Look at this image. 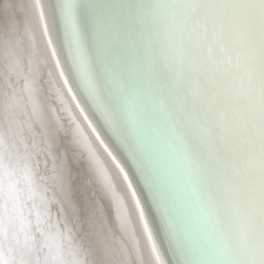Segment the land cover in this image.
Instances as JSON below:
<instances>
[{"label":"bare ground","instance_id":"obj_1","mask_svg":"<svg viewBox=\"0 0 264 264\" xmlns=\"http://www.w3.org/2000/svg\"><path fill=\"white\" fill-rule=\"evenodd\" d=\"M62 2L0 0V136L81 230L77 259L169 264L136 174L177 264H264V0H76L91 96Z\"/></svg>","mask_w":264,"mask_h":264},{"label":"rangeland","instance_id":"obj_2","mask_svg":"<svg viewBox=\"0 0 264 264\" xmlns=\"http://www.w3.org/2000/svg\"><path fill=\"white\" fill-rule=\"evenodd\" d=\"M9 107L10 106H8V109ZM1 133L2 132H0V135H2ZM2 137L5 138L4 134ZM18 138L19 137L16 136V143L12 144V151L6 160V164L2 166L0 164L1 264H42L43 262V264L46 262L49 264H83L84 261L80 262L77 259V256L82 257L78 250L80 247H76V243L72 241L71 237L74 240V238L79 235V240L82 241L83 239L85 244L87 243V240L84 239V235L80 233L81 230L79 229L78 231L76 229V226L73 229L70 228L69 225H71L72 221L71 223L68 220L65 221L62 216L61 218L58 216L59 219L57 218L56 214L58 211L56 212V207H53L54 204L52 198L48 195L47 189L44 186L43 188L45 192L43 191V188L41 187L42 183L37 179L38 175L35 174L36 172L33 171V168H30L27 158L22 151V147L19 145L21 142ZM0 153H3L1 149ZM40 174L41 173L39 172V175ZM36 180L38 183H36ZM5 208L8 210L7 218L4 214ZM63 222L65 225L68 224L64 226ZM69 230H71V232ZM73 230L74 232L78 231L76 233L78 235H72V233H74ZM46 233H54L56 235L54 244H50L46 240ZM16 234H18L17 237L21 236L24 238L25 234L29 237V240L25 244L23 242V245L20 248L18 245L15 247L8 246L9 241H12V239L14 240ZM73 243L74 246L72 245ZM81 244L85 248L83 243ZM24 251L27 253L30 252L29 254L39 253L41 261L39 259L38 261L31 263L29 260H25L23 257ZM40 252H45V254L42 253L41 255ZM3 254L6 259L3 257ZM85 262L86 264H93L88 258Z\"/></svg>","mask_w":264,"mask_h":264},{"label":"water","instance_id":"obj_3","mask_svg":"<svg viewBox=\"0 0 264 264\" xmlns=\"http://www.w3.org/2000/svg\"><path fill=\"white\" fill-rule=\"evenodd\" d=\"M58 81V83H59V85L61 84V82L59 81V80H57ZM74 82V81H73ZM62 85H63V83H62ZM74 85H76L75 84V82H74ZM76 88H77V90H78V87H77V85L75 86ZM63 88V87H62ZM62 88H61V90H62ZM63 91V90H62ZM81 91V90H80ZM79 90H78V93L80 92ZM64 94H65V92H64ZM80 94V97H81V95H82V97L83 98H81V99H84V103H85V106L87 107V109L89 110V113L91 114V116H92V120L93 121H95V123L94 124H96L97 125V127H98V129H97V127H96V129H97V131H98V133L100 134V136L103 138V137H105L106 138V136L108 137V139H110V141H111V143H113V144H110V146H107L108 148H110V147H112L111 145H113V147H114V149H117V151H119V152H121V154L123 155V158L125 159V162L128 164V166H130V160L128 161L127 160V158H126V156L124 155L125 154V152L124 151H122V148H120L121 146H120V143L118 142V140H116V138H115V136L112 134V132L109 130V128H106L107 126L105 125V122L103 121V119H102V117H101V115L99 114L98 115V112L96 111V109L95 108H93V106H92V104L90 103V101L88 100V98L85 96V94L83 95L82 94V92H80L79 93ZM66 95V94H65ZM78 95V94H77ZM79 96V95H78ZM79 114V113H78ZM78 114H76L77 115V117H80V122H82V117H81V115L79 114V116H78ZM82 118V119H81ZM101 118V119H100ZM91 119V118H90ZM103 121V122H102ZM105 125V126H104ZM96 131V132H97ZM12 133V132H11ZM97 133V134H98ZM104 135V136H103ZM100 137V138H101ZM16 136H14L13 134H11V136H10V138L7 140H5L6 142H7V145H8V147H7V150L5 151L4 149H3V153L2 154H0V164H1V166L2 165H5L6 164V160H7V158H8V156H9V154H10V152L12 151V144L13 143H16ZM104 139V138H103ZM107 139V138H106ZM105 140V139H104ZM104 142H106V141H104ZM18 145V144H17ZM109 145V144H108ZM120 146V147H119ZM103 149V148H102ZM101 149V150H102ZM103 151V150H102ZM116 151V150H115ZM124 153V154H123ZM131 167V169H132V166H130ZM135 179H136V181H137V183H138V186L140 187V190H141V192H142V194H143V196L145 197V200H146V203H148L147 205H149V207H150V209H151V211H152V213H153V218H154V220L153 221H150L149 222V224H150V228H151V230H152V232L154 233V236H155V239H156V242H158V237H157V234H156V232H155V230H154V227H153V224H152V222H156L155 224H156V226L158 225V227H159V229H161V230H159L160 231V233H161V235H160V239H161V241H163V247H164V250H165V254H166V258H167V260L169 261V264H177L176 263V261H175V256H174V254L172 253V250H171V248L169 247V244H168V241H167V238H166V236H165V234H164V232H163V230H162V227H161V223L159 222V219H158V216H157V214H156V216H155V213H154V209H153V207L151 206V203H150V201H149V199H148V195H147V192L145 191V188L143 187V185L141 184V182H140V180L137 178V176H136V174H135ZM143 187V188H142ZM140 195V194H139ZM140 197H141V195H140ZM142 199V198H141ZM141 202H142V200H141ZM144 206V205H143ZM133 208H134V206H133ZM135 209V208H134ZM136 209L138 210L139 208H137L136 207ZM140 209H141V203H140ZM146 209V208H145ZM139 211V210H138ZM143 211V210H142ZM150 211V210H149ZM135 213H137V211L135 212ZM151 213V214H152ZM146 214H148L147 213V211H146ZM141 217V216H140ZM140 217H139V215H138V213H137V222L139 223H142L141 222V219H140ZM148 217V219H150L149 218V215L147 216ZM151 217H152V215H151ZM151 220H152V218H151ZM158 220V221H157ZM159 223V224H158ZM143 225V224H142ZM156 226H155V228H156ZM156 230H157V228H156ZM18 236V234H16V237H15V239L13 240L12 239V241L10 240L9 241V246H11V247H15V246H17L18 245V247L20 248L22 245H23V242H24V244L26 243L25 242V240H24V238H22L21 236H19V237H17ZM165 236V237H164ZM30 253V252H29ZM29 253H27L26 251H24V253H23V257H24V259L25 260H29L31 263H34V262H36V261H38L39 259H40V261H41V258H40V254L38 253V254H29ZM41 254L43 253V254H45V252H40ZM39 263H41V262H39ZM44 263V262H43ZM42 263V264H43ZM45 264H49V263H45Z\"/></svg>","mask_w":264,"mask_h":264},{"label":"snow or ice","instance_id":"obj_4","mask_svg":"<svg viewBox=\"0 0 264 264\" xmlns=\"http://www.w3.org/2000/svg\"><path fill=\"white\" fill-rule=\"evenodd\" d=\"M58 7L60 8L64 24V34L69 45L73 62L78 66L80 79L91 96L97 89V85L92 78L88 57L85 52L84 28L80 14L82 5L77 3L76 0H63ZM41 17L43 18V12H41ZM97 138L99 139V137ZM125 178L127 179V177ZM137 205L139 206V204ZM143 218L144 216L142 215L141 219ZM144 229L145 231H148L147 223L144 224ZM151 239L152 237L149 235V240ZM154 250L155 249L153 248V251Z\"/></svg>","mask_w":264,"mask_h":264},{"label":"clouds","instance_id":"obj_5","mask_svg":"<svg viewBox=\"0 0 264 264\" xmlns=\"http://www.w3.org/2000/svg\"><path fill=\"white\" fill-rule=\"evenodd\" d=\"M84 143L86 144V142ZM0 147H2L5 151L7 150V147H8L7 142L4 140L2 136H0ZM89 155H90V158L93 160V162H95V156L91 152L89 153ZM4 214H5V217L7 218V215H8L7 208H5ZM45 238L50 244H54L56 240V235L54 233H46ZM24 240L25 242L29 240V237L27 234L24 235Z\"/></svg>","mask_w":264,"mask_h":264}]
</instances>
